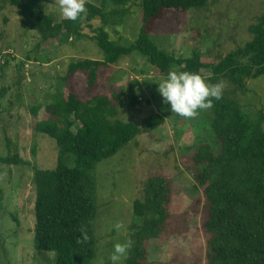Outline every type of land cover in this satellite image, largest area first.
<instances>
[{
	"label": "trees",
	"instance_id": "obj_1",
	"mask_svg": "<svg viewBox=\"0 0 264 264\" xmlns=\"http://www.w3.org/2000/svg\"><path fill=\"white\" fill-rule=\"evenodd\" d=\"M1 2L16 7L25 19L32 18L46 43L65 34L84 37L85 27L91 28L96 19L101 23L93 29L90 39L96 41L104 60L71 61L63 77V90L46 104L45 113L34 127L37 133L53 138L59 147L54 169L34 168L35 249L54 253V264H91L96 253L97 163L116 154L139 134L157 129L172 111L167 105L165 110L146 117L141 125L119 119L121 97L127 98L130 106L140 103L136 90L139 83L134 80L113 96L98 94L99 70L137 52L165 76L169 70L195 72L209 77L210 83L223 77L237 91L247 92V81L264 75V14L249 26L251 40L215 63L206 62L199 47L190 58H179L159 49L150 39L165 11L201 10L209 0H142L141 27L128 47L111 40L106 26L117 24V18L121 22L134 0H101L99 5L86 1L85 12L75 21H55L43 6L30 8L25 0ZM7 63L6 58L3 65ZM79 71L86 74L90 94L86 100L76 93L71 82L72 75ZM231 93L235 92L223 91L220 100H213L210 113L203 110L214 140L189 147L193 151L191 175L200 195L191 203L175 205L177 193L172 179L164 175L149 177L142 198L133 204L140 223L130 225L133 246L126 264H152L147 250L152 240L169 245L162 264H264V127L258 125L252 130ZM39 107L31 108L34 118ZM249 132V140L243 144ZM0 163L25 164L16 154L0 157ZM192 229L197 234L191 233V247L180 246Z\"/></svg>",
	"mask_w": 264,
	"mask_h": 264
},
{
	"label": "rangeland",
	"instance_id": "obj_2",
	"mask_svg": "<svg viewBox=\"0 0 264 264\" xmlns=\"http://www.w3.org/2000/svg\"><path fill=\"white\" fill-rule=\"evenodd\" d=\"M25 1L30 8L43 6L55 21L64 19L59 0ZM86 1L96 5L101 2ZM134 1L129 3L130 12L121 22L117 18V24L106 26L109 38L124 47L136 40L141 27L142 0ZM262 14L264 0H209L205 9H192L187 13L165 11L155 28L156 34L150 39L159 49L179 58H190L199 47L206 62L216 63L229 51L251 40L248 28ZM91 25L84 28V37L65 34L46 43L41 40L32 18L25 19L16 7L0 0V157L16 154L25 162L0 163V264H54V253L38 252L34 245L33 175L34 168H55L59 147L53 138L37 133L34 127L45 113L46 104L63 90V77L71 61L104 60V53L96 41L90 39L93 29L101 23L96 19ZM6 58L8 63L3 65ZM98 74V94L113 96L134 80L139 83L136 90L140 103L130 106L129 100L121 97L119 119L141 125L149 115L165 110L167 104L156 85L165 75L143 55L133 52L123 56L116 64L101 68ZM208 78L205 77L207 82ZM220 81L225 85L223 91L235 92L231 94L252 130L258 125L264 127L261 120L264 75L248 80L247 92L237 91L226 78L221 77ZM71 82L83 100L90 97L84 72L74 73ZM34 106H40L37 118L31 112ZM72 130H77L76 124ZM250 134L242 140L243 144H247ZM205 140L212 141L214 136L203 110H198L190 119L170 111L157 129L139 134L116 154L97 163L94 169L96 253L91 264H111L109 257L114 243L130 238V225L140 223L133 213V204L142 198L149 177L164 175L172 179L177 193L175 205L191 203L200 195L191 175L193 151L189 147ZM116 223L123 224V228L116 230ZM191 233L197 234L196 229L190 231L186 240H181L184 243L179 242L180 246L191 247H188ZM147 250L152 264H162L170 249L167 243L152 240ZM126 259L122 264H126Z\"/></svg>",
	"mask_w": 264,
	"mask_h": 264
},
{
	"label": "clouds",
	"instance_id": "obj_3",
	"mask_svg": "<svg viewBox=\"0 0 264 264\" xmlns=\"http://www.w3.org/2000/svg\"><path fill=\"white\" fill-rule=\"evenodd\" d=\"M85 3L86 0H59L60 14L64 19L75 21L85 12ZM156 85L163 102L186 119L195 117L198 110L212 108L213 100L222 98L225 87L223 81L210 83L198 73L176 70H169ZM115 228L119 231L123 224L116 223ZM132 246L130 238L114 243L109 257L111 264H122Z\"/></svg>",
	"mask_w": 264,
	"mask_h": 264
}]
</instances>
